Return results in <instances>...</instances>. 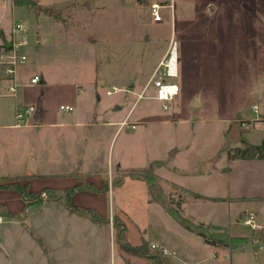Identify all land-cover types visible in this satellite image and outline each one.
I'll return each mask as SVG.
<instances>
[{"label":"rangeland","instance_id":"rangeland-1","mask_svg":"<svg viewBox=\"0 0 264 264\" xmlns=\"http://www.w3.org/2000/svg\"><path fill=\"white\" fill-rule=\"evenodd\" d=\"M154 2L171 6L159 24L149 14ZM13 16L25 24L30 39L28 60L19 68L21 103L37 111L44 109L47 119L31 115L23 123L31 126L9 128L16 123L14 99H0V176L21 171L31 151H41L44 159L51 161L50 150L42 140L47 132L55 136L61 130L59 135L75 143L77 154L85 130L70 127L40 130L39 124L48 119L50 122L75 116L95 122L124 119L175 42L179 72L169 82L178 84L179 97L167 102L165 110L153 98L152 89L144 91L129 120L136 122L135 129H131L129 122L116 135V127L88 129L85 142L89 157L98 161L100 171H107L109 162L110 178L116 175L117 158L122 160L123 169L131 170L147 168L153 160L164 158L165 168L158 170L162 179L192 193L222 198L193 200L184 191L172 189L177 196L167 198L182 216L195 224L228 229L231 234L249 233L248 229L234 225L244 205L224 200L225 166L228 152L238 148L240 142L239 137L236 142L230 138L231 130L235 126L239 129V118L255 119L257 112L251 106L262 103L264 0H32V4L22 6L15 2ZM2 17L3 27L8 30L12 10L10 4L5 10L0 0ZM34 76L40 82L30 85ZM130 85L133 89L128 95L123 88ZM112 87L117 90L112 92ZM107 91L112 92L111 96L106 95ZM61 105L71 106L73 111L64 112ZM242 131L245 137L250 130ZM259 136L260 131L252 130L248 140L258 141ZM60 147L57 155L65 162L61 170H71L68 147ZM173 152L174 156H169ZM206 159H216L219 164L203 175L201 164ZM132 180L121 188L114 187L111 204L122 208L128 220L140 227L146 240H155L161 234V226L174 222L160 206L149 208L145 183L134 180L139 184H132ZM23 181V177L2 178L0 187L24 185ZM42 198L46 195L42 194ZM181 201L182 206H178ZM34 209L30 207L32 213ZM23 222L9 226L4 220L0 225V242L11 258L0 255V264H40L42 255L34 223ZM94 242L101 264L125 262L108 229L105 236L100 235ZM171 242L185 251L186 245L173 239ZM187 246H192L195 255L205 254L198 244ZM212 252L215 256L216 250ZM172 254L170 250L168 257Z\"/></svg>","mask_w":264,"mask_h":264},{"label":"crops","instance_id":"crops-1","mask_svg":"<svg viewBox=\"0 0 264 264\" xmlns=\"http://www.w3.org/2000/svg\"><path fill=\"white\" fill-rule=\"evenodd\" d=\"M4 8L6 10L5 6ZM11 20L10 24L8 23V30H5V28L3 27L4 17L0 18V41L5 37V35L8 34ZM41 83H44V81L42 80ZM22 86L24 85L22 84ZM145 87L138 94V98L143 93ZM21 88L19 89L18 99H14L15 105L17 103L23 105ZM130 89H133L132 85L123 88V90H125L128 95L132 94ZM151 89L152 88H148L147 91ZM108 92L110 91H107L106 95H108ZM154 92L155 91L153 90V93ZM250 93L254 94V90H250ZM97 98L100 100L98 95ZM137 100L134 102V104L128 110L125 118L122 120L109 119L107 121L100 122H95L96 120L83 121L80 117L75 116L69 117L67 120L62 119L61 121L56 122H50V120L48 119V122L39 124L40 126L38 128L40 130H59L61 128L68 127L77 128L78 130H85L82 131V141L79 142L80 144L77 148V154L75 153V143L73 144L72 141L70 142L66 136L59 135L58 132H60L61 130L58 132L56 131L55 136H53L54 133L50 134V132H47L46 137L45 135H43V137L45 138H43L42 140L44 141V146L48 147L50 150V153H47L48 155H51V161H47L46 159H44V157L41 155V151L39 153H34L33 151H31L29 153L27 161L24 164V167L20 169L21 171L14 174H8V176H0V179L12 177H27L28 179L23 181V184H29V191L33 193H40L45 189H51L56 192H61L65 189L75 187L79 184V181L75 176L76 174L81 175L86 181H88L89 183H93L98 188H101L105 181H108L110 183L111 178L113 177L112 175L110 178L111 172L108 171L110 163L108 162L107 171L106 169L100 171L98 168V161H93L89 157V149L87 147V143L85 142V138L88 135V129L91 128L95 129L98 127H116V135L121 130V124L125 121L129 122L130 124H136V122H130L129 120L132 118L131 112ZM253 107H257L258 109L255 119H251L248 117L239 119L248 122L251 121L254 126L250 127V131L245 135V137L242 128L239 126L238 137L242 141L248 142L253 145H259L260 142L264 140V92L262 94V103L260 105H252V110ZM116 108H118V106H116ZM46 115L47 113L43 109L41 119H45ZM235 121L236 119L231 120L230 126L234 124ZM8 127L12 128V125H9ZM252 130L260 131L259 138L256 137L258 141L248 140V137L250 136ZM238 143V147H241V141ZM60 146L68 147V156L72 160V168H70L71 170H61L63 169L65 162L60 158V155H57V151L61 150ZM169 156H174V152L172 153V155L169 154ZM157 161L161 162L162 165L155 167L154 173L159 177L160 187L166 197L177 196L173 194L174 192H172V189H178L180 191H184L186 194H192V192H190L183 186L178 185L172 181H166L162 179L158 174V170L161 168H165V160L164 158L153 160L150 165ZM218 164L219 162L216 159H206L201 164L202 174L207 175L213 169H215ZM116 167L117 168L115 170V174L117 172V169L121 171L131 170L122 168V160L120 158H117L116 160ZM155 169L157 170L155 171ZM225 170L227 197L224 200H227L230 203L234 202L238 205H244L243 208L239 209L240 212L237 217L238 223L234 225H238L240 226V228H246L249 230V233H245L244 235L239 234L240 236L251 237L248 242L235 249H230L229 247L224 246L215 247L208 245L202 238L186 231L173 219V224L168 223L167 227L161 226V234L155 240H146L144 233H142L140 227L132 221L128 220V217L126 216L122 208L111 204V198L112 195H114V187H112L111 184L109 192L107 194L93 193L89 191L75 192L71 198V204L76 207L93 209L103 217H109L112 219L113 216H117L126 225V238L131 245L138 246L141 245L143 241H146L149 245L156 244L164 246L166 249H168L167 256H169L170 250L172 251L173 254L170 258L173 260L174 264H264V235L253 233L249 228L241 225L240 221V217L244 213L254 212L257 216L258 222L264 224V160H230L227 158ZM128 180L130 179H126L123 184L117 187L121 188L123 185L125 186L127 184H131ZM131 182L132 184H139L135 183L137 181L134 180H132ZM144 193L146 195L149 208L160 206L150 201V196L146 184L144 187ZM198 195L209 199H222L217 198L212 194ZM189 198L192 197L190 196ZM182 201L180 202V206H182ZM0 207L2 209H5L7 213L12 215L2 216L3 221L0 223V225L4 223V220L8 222L7 224L9 226H19L20 224L24 223L23 221L27 220H30V222L33 221L36 231L35 239L38 242V249L40 254L42 255V258H40V264H101L98 245H96L94 241L100 239V235L105 236V231L107 229L111 233L114 240V230L112 225H110L109 228L100 227L92 223L88 219L69 213L60 203L55 201L28 205L26 201H24L15 190L0 189ZM30 207H35V211H33V213L31 212ZM164 212L166 213L165 210ZM205 225H210L214 230L217 231L224 230H218L216 225L214 226L213 224ZM172 239L178 241V244L186 245L185 251L181 246H178L177 244L174 245L171 242ZM91 241H93V245L91 244ZM188 243H191L192 245L198 244V249L202 248L205 256L201 253V256L193 254L194 252L192 246H187ZM91 245L92 250H90ZM259 247H262L263 249L259 250ZM117 250L119 256L125 261L123 264H154L148 259L127 254L119 247ZM213 250H216L215 256L213 255ZM8 254L9 251L4 246V244L0 242V255H3L5 256V258L10 260L11 258Z\"/></svg>","mask_w":264,"mask_h":264},{"label":"trees","instance_id":"trees-1","mask_svg":"<svg viewBox=\"0 0 264 264\" xmlns=\"http://www.w3.org/2000/svg\"><path fill=\"white\" fill-rule=\"evenodd\" d=\"M15 2L17 6H22L23 3L32 4V0H15ZM240 141L242 143V146L234 149L233 151H229L227 156L228 159L264 160V140H262L259 145H253L242 140ZM160 165H162V163L157 161L152 163L148 168L142 170L121 171L117 169L116 175L111 180V183L105 181L101 188L96 187L93 183H89L88 181H86L81 175L76 174L75 176L79 181V184L75 187L65 189L61 192H56L51 189H45L43 192L33 193L29 191V184L27 183L24 185L8 184L5 186H1L0 189L15 190L20 195V197L24 201H26L28 205L55 201L60 203L69 213L88 219L92 223L100 227L109 228L110 225H112L114 230V242L122 251L130 255L148 259L154 264H174V262L170 257L163 256L159 252L152 250L150 245L146 241H143V243L138 246L131 245L126 238V225L117 216H113L111 219L109 217H103L99 215L93 209L73 206L71 204V198L73 194L78 191H89L93 193L107 194L110 189V184L112 187H117L123 184L124 181L128 178L139 180L146 184L150 196V201L152 203L160 205L177 224H179L186 231L202 238L206 244L215 247L224 246L229 247L230 249H235L250 240V237L233 235L227 230H214L210 225L205 226L202 224H195L188 218L182 216L179 210L174 207V204L165 196L160 187V179L154 173V168ZM23 179L26 180L28 178L23 177ZM42 194H45L46 198H42ZM189 195L193 199L221 201V199H209L195 193H189ZM180 204L181 203H178V206H180ZM0 216L2 217L12 215L7 213L5 209H2L0 207Z\"/></svg>","mask_w":264,"mask_h":264},{"label":"built area","instance_id":"built-area-1","mask_svg":"<svg viewBox=\"0 0 264 264\" xmlns=\"http://www.w3.org/2000/svg\"><path fill=\"white\" fill-rule=\"evenodd\" d=\"M4 6L7 7L10 4L12 10L11 25L7 35L0 41V99L13 98L18 99L19 89L21 84L19 83V68L26 64L28 56L26 50L30 46V39L27 34V28L21 21L16 20L13 16V10L15 8V0H3ZM171 8L170 5H164L161 3H152L150 6V17L154 23H162L164 20L165 10ZM178 48L175 42L171 43L166 55L159 61L151 76L149 77L144 91L148 88H152L155 92L153 98L163 104L165 110L168 109L167 102L174 101L180 95V87L175 82H169V79H175L178 76ZM40 82L38 76H34L30 79V85H37ZM117 89L113 87L112 92ZM143 91V92H144ZM112 92H108L111 95ZM142 94L140 95V97ZM139 97V98H140ZM60 109L64 112H72L71 106H60ZM257 107H253V111L257 112ZM38 111L33 106H24L20 104L15 105V121L12 125L13 128L29 127V124H23L31 115L37 116ZM239 126L244 130H249L250 122L240 120ZM127 122L121 124V128L127 126ZM131 129L136 128V124H130ZM111 183V181H110ZM45 194H43L44 196ZM3 218L0 217V223ZM241 225L249 228L253 233L264 235V224L259 223L257 216L254 212H246L240 219ZM151 249L159 252L163 256L168 255V249L164 246L151 244ZM259 247V250H262Z\"/></svg>","mask_w":264,"mask_h":264},{"label":"water","instance_id":"water-1","mask_svg":"<svg viewBox=\"0 0 264 264\" xmlns=\"http://www.w3.org/2000/svg\"><path fill=\"white\" fill-rule=\"evenodd\" d=\"M212 9H213V7H210L209 11L211 12ZM36 118L37 119H41L42 118V110L38 111V114H37ZM230 138L233 141H235V142L238 140V127L237 126L233 127V129L231 130Z\"/></svg>","mask_w":264,"mask_h":264}]
</instances>
